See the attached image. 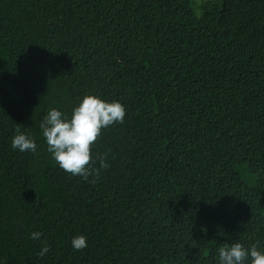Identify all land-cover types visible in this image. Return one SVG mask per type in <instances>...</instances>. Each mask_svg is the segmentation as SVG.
Listing matches in <instances>:
<instances>
[{
	"label": "trees",
	"instance_id": "1",
	"mask_svg": "<svg viewBox=\"0 0 264 264\" xmlns=\"http://www.w3.org/2000/svg\"><path fill=\"white\" fill-rule=\"evenodd\" d=\"M106 82L128 117L92 183L39 125ZM236 242L264 251V0H0V264H219Z\"/></svg>",
	"mask_w": 264,
	"mask_h": 264
},
{
	"label": "clouds",
	"instance_id": "2",
	"mask_svg": "<svg viewBox=\"0 0 264 264\" xmlns=\"http://www.w3.org/2000/svg\"><path fill=\"white\" fill-rule=\"evenodd\" d=\"M75 57L69 54L68 57ZM128 90L114 82L102 83L97 91H85L80 102L73 107L71 117L57 108H51L41 121L39 127L46 141L47 151L52 159L65 172L72 176L82 177L85 181L91 178L96 183L100 173L109 167L107 153L92 154V146L102 137V132L110 126L122 124L128 117V106L123 98ZM11 147L20 152L37 151V144L33 137L22 132L19 127L11 140ZM127 149H119L124 151ZM108 151H111L109 149ZM163 167L160 172L163 173ZM103 170V171H102ZM41 232H32L30 239L39 240ZM72 247L82 251L87 247L84 235L74 236ZM49 251L47 241L43 242L38 255L44 256ZM219 264H264V251L258 249L257 244L246 248L236 242L225 244L218 249Z\"/></svg>",
	"mask_w": 264,
	"mask_h": 264
},
{
	"label": "rangeland",
	"instance_id": "3",
	"mask_svg": "<svg viewBox=\"0 0 264 264\" xmlns=\"http://www.w3.org/2000/svg\"><path fill=\"white\" fill-rule=\"evenodd\" d=\"M198 1H200V0H195V2H198Z\"/></svg>",
	"mask_w": 264,
	"mask_h": 264
}]
</instances>
